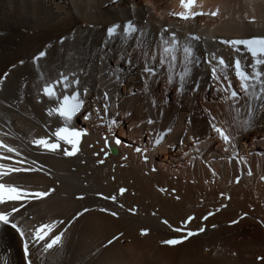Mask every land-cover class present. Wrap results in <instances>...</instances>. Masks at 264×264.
<instances>
[{
  "label": "bare ground",
  "instance_id": "6f19581e",
  "mask_svg": "<svg viewBox=\"0 0 264 264\" xmlns=\"http://www.w3.org/2000/svg\"><path fill=\"white\" fill-rule=\"evenodd\" d=\"M206 7L218 15L199 16L186 25L170 14L180 10L177 0H132V6L130 0H0V79L9 72L0 83V127L3 140L21 152L19 157L4 153L13 159H1L0 164L43 163L40 171L5 179L33 191L55 189L21 209L15 220L26 229L63 220L56 231L67 229L62 246L48 253L32 249L34 264H264L257 259L264 257V108L252 102L254 115L246 128L249 98L242 92L238 101L228 93L219 97L224 93L206 92L210 81L204 62L206 50L226 59L234 56L222 40L264 35V0H197L194 10ZM128 20L138 31L130 39L117 36L105 45L107 28ZM161 29H168L165 38L175 32L181 45L192 35L201 37L192 42L201 61L190 66L182 91V51L176 53L172 84L167 65L158 67ZM71 30L74 39L59 42ZM43 49L47 55L34 64L33 57ZM145 63L158 74L145 73ZM58 69L83 71L85 103L72 124L88 134L82 137V152L73 157L40 154L32 144L61 126L57 116L47 114L53 101H33L37 84ZM229 78L239 86L231 69ZM159 90L164 94L158 95ZM104 92L109 111L102 120L95 109H102ZM198 102L209 110L208 121L202 119ZM109 119L118 122L111 132ZM212 120L232 138L231 144L210 129ZM162 132L167 135L153 146ZM123 186L127 191L120 194ZM111 195L117 197L115 202L103 198ZM86 208L89 211L76 218ZM190 216L194 219L186 222ZM201 227L205 231L198 232ZM188 231L198 234L188 237ZM116 236L119 239L104 247ZM170 239L181 242L164 243ZM22 247L14 229L0 227V264H26Z\"/></svg>",
  "mask_w": 264,
  "mask_h": 264
},
{
  "label": "snow or ice",
  "instance_id": "6c2138e0",
  "mask_svg": "<svg viewBox=\"0 0 264 264\" xmlns=\"http://www.w3.org/2000/svg\"><path fill=\"white\" fill-rule=\"evenodd\" d=\"M181 6L185 9V11L170 14L177 15L185 21L195 19L197 16L209 15V13L194 10L195 7H197V0H181ZM210 15L217 16L218 11H213L210 13ZM252 19L254 21L255 17ZM137 31L138 28L132 20H128L123 25L120 23H113L106 30L107 40H105L104 43L107 45L109 41L117 36H120L124 39H130ZM167 32L168 29H164L160 34L163 51L159 56L158 67L167 65L169 73L168 83L172 84L174 80L172 72L177 62L176 53L182 51V63L184 70L179 73V90L182 91L184 88V83L186 82V78L191 75L192 68L190 66H199L201 61V56L196 54V44L192 43L193 41L198 42L201 37L192 35L187 39L186 43L181 45V41L175 32L171 33L170 38H165L164 34ZM61 43H63V38L61 39ZM220 43L227 45L234 53V56L231 59H226L224 55H217L216 52L205 53L204 62L209 66L211 79L216 82V84H219V87H217L215 90L218 92L228 93V98H231L235 101L240 99V94L233 88L232 80L229 78L230 69L233 71L235 77L239 80L240 92L249 98V119L244 121V125L247 128L250 126L251 119L254 115V107L252 102H259V106L264 108V35L252 36L250 38L225 39L220 41ZM46 55V51H40L36 56L33 57V63L38 65V62ZM156 59L157 57L153 55L152 60L156 61ZM128 62L131 63V60ZM20 63H23V61ZM143 71L149 76H156L158 74L157 68L152 67L148 63H145ZM117 79H119V77H117ZM2 82V79H0V83ZM225 82H227L226 86ZM80 83L81 82L75 73L71 74V78L68 74L60 73L58 79L43 85L41 94L47 97L49 101L54 102V106H51L47 109V114L50 117L54 115L57 116L61 122V126L55 127V129L49 131L47 135L33 139L32 144L34 146L47 152H60L66 157L76 156L80 151L79 145L81 143V138L88 134L85 130L78 129L72 124L74 117L80 113L85 103L83 99L84 92H81L79 88ZM145 87H147V85H145ZM195 90H199L198 83ZM108 99V93L104 92V104L102 109L98 108L95 110L96 115L102 120L107 117L109 111ZM101 111L103 112V116H101ZM90 116L91 113L86 115L85 119H89ZM117 123V120L109 119L107 121L108 130L111 132L113 125H116ZM148 123L153 124L154 121L149 119ZM210 125L226 145L231 144L232 138L227 135L223 129L217 127L216 124L211 123V121ZM170 131L171 129L169 128L167 132ZM167 132L158 134L155 139L154 146L161 144L164 137L167 135ZM4 135H7V133ZM121 143L122 141L119 138L115 139L116 145H120ZM108 144L109 139L105 138V145L108 146ZM0 150H3L0 152V159L3 160L13 159L12 156L4 155L3 153H13L16 157L21 156V152L18 150V148L8 144L3 139H0ZM135 151L141 153L142 149L137 147ZM225 151H227V148H225ZM94 155H99V153H94ZM105 155H107L106 152ZM125 159H127V157H125ZM145 160H147L146 156ZM16 163L22 165L24 161L18 160ZM35 163L36 161H31V164L35 165ZM99 163L102 164L104 161L100 160ZM40 170V168L36 167H17L9 164H0V205L5 206L4 208L0 209V227L10 226L19 234L23 243V250L27 264H34V261L30 258L32 249H37L42 253H48L50 250H53L58 246H62L63 238L67 231V229L56 231L59 225L65 223L63 220L41 223L31 229L24 228L15 220V214H19L21 209H26L27 206L33 201L47 198L53 191H55V189L33 191L30 190L25 184H17L6 180L5 178L9 177L13 173H31ZM249 175H251L250 171ZM262 179H264V177H262ZM237 182L239 181L237 180ZM126 191L127 190L125 188L119 189L120 194H123ZM161 191L164 190L161 189ZM79 198L83 199L84 197L81 196ZM103 198L110 199L113 202H115L117 199L115 195L104 196ZM120 207L124 206L120 205ZM87 211H89V209H84L83 212L77 214L76 218L83 215ZM101 211L108 212L109 210L101 209ZM130 211L132 210L130 209ZM110 215L116 217L118 216V213L111 211ZM209 215L212 214L209 213ZM207 218L208 217L205 216L203 219L206 220ZM187 219L190 222L194 219V217L190 216ZM236 222L237 221H233V223ZM163 223L169 227H172V225H170L167 220H164ZM186 226L187 225L185 223L184 227ZM174 230L177 232L182 231L181 228H175ZM203 231H205L203 227L198 230V232ZM141 234L146 235L147 230H142ZM196 234L198 233L192 231L187 232L188 237ZM120 235L122 236L123 234L121 233ZM117 239H119L118 236L108 240L104 247L112 245ZM180 242L181 241L179 240L171 239L164 241V243L168 245H175ZM257 259L264 260V257H258Z\"/></svg>",
  "mask_w": 264,
  "mask_h": 264
},
{
  "label": "rangeland",
  "instance_id": "374dc122",
  "mask_svg": "<svg viewBox=\"0 0 264 264\" xmlns=\"http://www.w3.org/2000/svg\"><path fill=\"white\" fill-rule=\"evenodd\" d=\"M160 45H161V43H160ZM156 52V50L154 49V51H153V53H155ZM128 60V59H127ZM127 60H126V62H127ZM178 70H180V67H178L177 68ZM142 82H144L145 83V81H143V80H141ZM156 84H158L159 82H158V79H157V81H154ZM147 84V83H146ZM211 86V87H210ZM233 86L235 87L234 89L240 94V96L242 95V93L240 92V90H239V86L237 85V83H236V81H234L233 82ZM217 87H219L217 84L216 85H213L211 82H209L208 83V85H207V87L205 88V91L206 92H211V95H212V93L213 94H216V93H218V91H216L215 89L217 88ZM160 91V90H159ZM158 91V95H160V94H164V92H162V91H160V92H162V93H160ZM222 93H224V92H222ZM172 95H173V93L172 92H170V95H169V100H170V97H172ZM218 95H219V93H218ZM224 96H226V93H224V95L223 94H221V96H219V97H224ZM199 101V100H198ZM222 101V100H221ZM204 102V101H203ZM91 104H92V102H91ZM198 104H199V107H198V111L200 112V115H201V117H202V119L204 118L205 120H209V110L208 109H205L204 107V104H201V103H199L198 102ZM96 110V109H95ZM211 123H214V124H216L213 120L211 121ZM210 129H211V125H210ZM145 134V133H144ZM148 158V157H147ZM148 160V159H147ZM154 165V164H153ZM237 178L238 177H236L235 179L237 180Z\"/></svg>",
  "mask_w": 264,
  "mask_h": 264
}]
</instances>
